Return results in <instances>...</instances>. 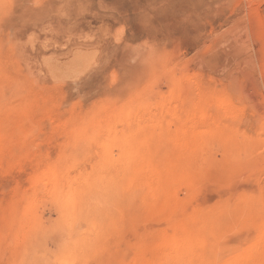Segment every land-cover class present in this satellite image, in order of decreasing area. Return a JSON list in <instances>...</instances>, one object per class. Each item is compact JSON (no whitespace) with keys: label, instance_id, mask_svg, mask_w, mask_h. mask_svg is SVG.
<instances>
[{"label":"rangeland","instance_id":"obj_1","mask_svg":"<svg viewBox=\"0 0 264 264\" xmlns=\"http://www.w3.org/2000/svg\"><path fill=\"white\" fill-rule=\"evenodd\" d=\"M64 259L264 264V0H0V264Z\"/></svg>","mask_w":264,"mask_h":264},{"label":"bare ground","instance_id":"obj_2","mask_svg":"<svg viewBox=\"0 0 264 264\" xmlns=\"http://www.w3.org/2000/svg\"><path fill=\"white\" fill-rule=\"evenodd\" d=\"M142 1H143V0H142ZM144 1H145V0H144ZM129 2H130V1H129ZM135 2H136V1H135ZM132 3H133V2H132ZM136 3H137V2H136ZM141 3H142V2H141ZM172 3H173V2H172ZM133 5H134V3H133ZM131 7H132V6H131ZM178 7H179V6H178ZM175 8H176V6H175ZM141 9H142V8H141ZM161 10H162V9H161ZM172 10H173V9H172ZM167 13H168V12H167ZM163 16H164V13H163ZM157 17H158V16H157ZM158 18H159V17H158ZM167 18H168V17H167ZM161 24H162V23H161ZM76 26H77V25H76ZM104 33H105V32H104ZM171 33H172V32H171ZM171 33H170V34H171ZM106 34H107V33H106ZM108 36H110V34H107V38H109ZM104 37H105V35H104ZM112 38L116 40V38L114 37V32L111 31V40H112ZM77 50H78V49H77ZM73 52H74V50H73ZM80 52H81V53H80V55H81L84 51H83V52L80 51ZM85 53H86V52H85ZM91 55H92V54H90V56H91ZM75 56H76V55H75ZM90 56H88V57H90ZM73 57H74V56H73ZM77 57H78V56H76V58H77ZM79 57H80V56H79ZM79 57H78V58H79ZM81 57H82V56H81ZM81 57H80V58H81ZM70 58H71V57H70ZM71 60H72V59H71ZM71 60H69V61H71ZM62 61H63V60H62ZM67 61H68V60H66L65 62H67ZM72 61H73V60H72ZM45 62H46V61H45ZM74 62H75V61H74ZM85 62H86V61H85ZM61 63H62V62H61ZM63 63H64V62H63ZM67 63H68V62H67ZM50 64H52V63H50ZM50 64H49V65H50ZM53 64H55V61L53 62ZM58 64H59V63H58ZM64 64H65V63H64ZM71 64H72V63H71ZM62 65H63V64H62ZM72 65H73V64H72ZM54 66H55V65H54ZM64 66H65V65H64ZM64 66H62V67H64ZM67 66H68V65H67ZM42 67H43V66H42ZM65 67H66V66H65ZM67 68H68V67H67ZM66 70H67V69H66ZM70 71H71V70H70ZM54 81H55V80H54ZM74 81H75V80H74ZM136 125L138 126V123H136ZM120 141H121V140H120ZM124 141H125V140H122L121 142H124ZM121 142L118 143V145H119L120 148H121V144H122ZM124 143H125V142H124ZM120 150H121V149H120ZM122 150L125 151V156H126V159H127V160H126V159H125V160H126V161H129L130 158H131V152H130V150L127 149V148L124 149V147L122 148ZM123 151H121V152H123ZM121 154H122V153H121ZM44 191H45V190H44ZM177 252H178V250H175V253H177Z\"/></svg>","mask_w":264,"mask_h":264},{"label":"clouds","instance_id":"obj_3","mask_svg":"<svg viewBox=\"0 0 264 264\" xmlns=\"http://www.w3.org/2000/svg\"><path fill=\"white\" fill-rule=\"evenodd\" d=\"M67 207H68V210L69 212L72 211V207H71V200L69 198V200L67 201ZM60 264H75V262L71 259H64L60 262Z\"/></svg>","mask_w":264,"mask_h":264}]
</instances>
